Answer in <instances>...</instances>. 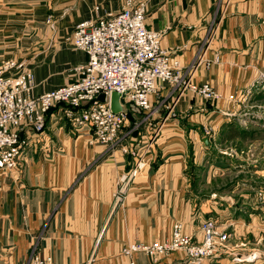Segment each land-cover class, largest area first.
<instances>
[{
    "label": "crops",
    "instance_id": "obj_1",
    "mask_svg": "<svg viewBox=\"0 0 264 264\" xmlns=\"http://www.w3.org/2000/svg\"><path fill=\"white\" fill-rule=\"evenodd\" d=\"M124 1L0 0V62L24 61L34 96L70 84L87 62L70 43L75 26L119 12ZM141 1L145 26L163 32L161 48L192 68L193 84L207 83L223 99L207 102L190 91L175 99L167 87L151 99V114L126 105V136L112 149L90 143L86 127L62 117V105L49 110L41 134H24L30 142L16 168L0 170V264H29L34 256L56 264H188L179 252L155 260L122 249L168 240L175 222L202 240L200 224L212 217L189 198L187 169L227 130L236 101L264 91V0ZM150 142V166L115 202L132 163L121 148Z\"/></svg>",
    "mask_w": 264,
    "mask_h": 264
},
{
    "label": "built area",
    "instance_id": "obj_2",
    "mask_svg": "<svg viewBox=\"0 0 264 264\" xmlns=\"http://www.w3.org/2000/svg\"><path fill=\"white\" fill-rule=\"evenodd\" d=\"M145 18V2L125 0L119 12L76 25L70 43L73 49L86 54L87 62L75 68V81L38 96L33 95L34 76L24 61L6 59L0 62V170L16 168L30 142V137L24 134L27 131L41 134L45 115L56 106H63L62 117L71 126L87 128L90 143L112 149L122 144L126 135L121 133L127 119L125 114L111 112L112 92L122 95V105L149 114L155 111L151 99L167 87L175 99L186 91L207 102L223 99L209 84L197 86L191 82L192 68H182L161 48L163 32L148 29ZM227 99L233 100V96ZM210 131L207 129L205 135L210 136ZM121 149L130 155L132 163L119 177L115 202L122 200L136 178L150 166L146 157L151 142L141 149L138 145ZM200 230L202 240L196 242L184 233L180 222H175L168 240L132 244L123 248L122 253L126 256L142 253L156 260L179 252L188 264H201L222 256L230 234L220 228L216 218L206 219L200 224ZM29 264L56 263L49 256H34Z\"/></svg>",
    "mask_w": 264,
    "mask_h": 264
},
{
    "label": "rangeland",
    "instance_id": "obj_3",
    "mask_svg": "<svg viewBox=\"0 0 264 264\" xmlns=\"http://www.w3.org/2000/svg\"><path fill=\"white\" fill-rule=\"evenodd\" d=\"M236 103L227 130L203 150L199 166L189 162V198L230 234L227 249L214 260L264 264V91ZM235 218L244 230L230 225Z\"/></svg>",
    "mask_w": 264,
    "mask_h": 264
},
{
    "label": "water",
    "instance_id": "obj_4",
    "mask_svg": "<svg viewBox=\"0 0 264 264\" xmlns=\"http://www.w3.org/2000/svg\"><path fill=\"white\" fill-rule=\"evenodd\" d=\"M122 97L121 94L117 92H112L110 96V110L114 114H127L128 110L125 105L121 104L120 98ZM207 142V139L204 140Z\"/></svg>",
    "mask_w": 264,
    "mask_h": 264
}]
</instances>
